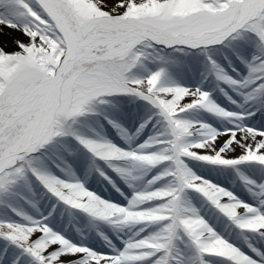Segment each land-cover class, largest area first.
<instances>
[{
    "label": "snow or ice",
    "instance_id": "6c2138e0",
    "mask_svg": "<svg viewBox=\"0 0 264 264\" xmlns=\"http://www.w3.org/2000/svg\"><path fill=\"white\" fill-rule=\"evenodd\" d=\"M0 264H264V0H0Z\"/></svg>",
    "mask_w": 264,
    "mask_h": 264
}]
</instances>
